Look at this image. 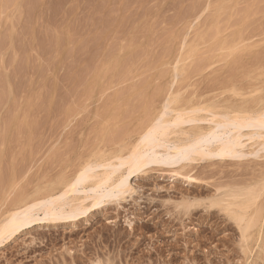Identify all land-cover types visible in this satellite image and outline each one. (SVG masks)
Wrapping results in <instances>:
<instances>
[{"label":"rangeland","instance_id":"1","mask_svg":"<svg viewBox=\"0 0 264 264\" xmlns=\"http://www.w3.org/2000/svg\"><path fill=\"white\" fill-rule=\"evenodd\" d=\"M263 105L264 0H0V264H264V127L227 124ZM164 112L172 138L235 146H147ZM145 151L196 160L152 154L120 202L78 185L108 170L118 188ZM67 185L68 204L84 199L75 217L43 200L14 232L21 197Z\"/></svg>","mask_w":264,"mask_h":264},{"label":"bare ground","instance_id":"2","mask_svg":"<svg viewBox=\"0 0 264 264\" xmlns=\"http://www.w3.org/2000/svg\"><path fill=\"white\" fill-rule=\"evenodd\" d=\"M260 10V9H259ZM218 31V30H217ZM120 58V57H119ZM112 64V63H111ZM105 67V66H104ZM107 68V67H106ZM103 69V67H102ZM99 73V72H98ZM182 73V72H181ZM95 79V78H94ZM156 79V78H155ZM255 91V90H254ZM257 91V90H256ZM259 91V90H258ZM135 92V91H134ZM258 93V92H257ZM261 94V93H260ZM140 96V95H139ZM138 96V97H139ZM242 96V95H241ZM255 96V95H254ZM263 96V95H262ZM136 97V96H135ZM134 97V98H135ZM130 98V97H129ZM257 98V97H256ZM140 99V98H138ZM132 100H133V97H132ZM136 100V99H135ZM179 100V99H178ZM135 102V101H134ZM133 102V103H134ZM180 102V101H179ZM182 102V101H181ZM258 103V102H257ZM262 103V102H261ZM140 104V103H139ZM175 104V102H174ZM178 104V102H177ZM124 105V104H123ZM176 105V104H175ZM259 105V104H258ZM257 105V106H258ZM178 106V105H177ZM176 106V108H177ZM170 107V106H169ZM172 107V106H171ZM175 107V106H174ZM261 107H264L261 106ZM229 108V107H228ZM120 109V108H119ZM253 110V109H252ZM250 111V110H241V113L238 115L237 119L234 120V121H230L228 122L227 124L229 125H235V126H241V123L245 122V126L244 127H264V108H261L260 110H256L257 112V115L255 116L254 113L255 111ZM190 113L188 112H185L184 115H189ZM160 115H162L160 118H159V121H157L156 123L157 124H153V127L152 125H150L152 128H149L150 129V132L148 134V140L146 141V145L147 146H151V147H162L164 145H170V147H175V148H182V147H178V145H184V146H187V149H184L187 153H192V154H195V155H199L201 157H205L207 156L208 154V149L210 148L211 145H215L217 146L216 147V151L215 153L216 154H220L222 153L225 149H229V148H232L234 147L235 145L233 143H229L227 145H225L223 142H222V133H217V132H214V131H206V133H202L200 134V132H198V130H194V131H190V132H187L185 130H181L180 133L182 136H185V138H172L171 136L176 134H178V132H175V131H171L172 129V126L173 125H176L174 123H172V120H168L167 119V116L168 114L164 112V114L160 113ZM170 116V115H169ZM168 116V117H169ZM180 117H183V115H179L178 120L180 119ZM189 117V116H188ZM196 117V116H195ZM194 117V118H195ZM225 117H228V120L232 119L230 118V116H225L223 115L222 116V119H224ZM123 118H127L126 116L123 117ZM191 118V116H190ZM193 118V119H194ZM170 119V118H169ZM242 119H244L245 121H243ZM158 120V118H157ZM114 121V120H113ZM181 122L182 120L180 121L179 125L177 127H180L181 125ZM155 123V121H154ZM108 126V125H106ZM107 128V127H106ZM123 128V127H122ZM182 128V127H181ZM230 131V130H229ZM118 132V131H117ZM191 133H194V134H191ZM259 133H264V131L262 130H259ZM258 134V133H257ZM116 136V135H115ZM255 136H258V135H255ZM179 137V136H178ZM222 139H221V138ZM259 137L261 138H264V135H259ZM105 138V137H104ZM173 140V141H172ZM233 141H237L238 140V137H233L232 138ZM164 144V145H162ZM177 144V145H176ZM256 144V143H255ZM141 146H144L143 143L140 144L137 149ZM259 146H262L264 148V144H259ZM183 149V148H182ZM255 149V148H253ZM260 151V150H259ZM262 151H264L262 149ZM256 152V151H255ZM258 152V151H257ZM152 154H157L156 156H154V158H152ZM158 154H161V153H154V152H149V151H145V152H141L140 155H136L135 153H133L131 155V157L129 158L128 160V173H127V176L125 178L126 182L123 183V184H118L119 187L117 188L116 186H114V178H113V175L114 173L108 170H103V171H93V170H90V171H87L86 172V176L82 177L80 179V182L78 185L80 184H87V185H95V187H97V189H101V188H104L106 189V193H103V194H99L97 195V199L100 198V196H103V195H110V196H113L114 200L117 201V202H120L122 200H124L126 198V196L128 195H132L133 192H134V188L132 187V185L129 183V177L134 173V170L139 167V166H142V165H145V160L148 159V158H152L155 163H162V164H177L176 166H178V168L180 170L186 168L187 166L191 165L192 161L196 160L195 158H181L180 156H178L176 153H166V154H161L158 156ZM255 155V154H254ZM176 158V159H175ZM147 164V163H146ZM151 164V163H149ZM259 169V168H258ZM255 170V169H254ZM176 172V174H178V171H174V173ZM257 173V172H256ZM260 177V176H259ZM187 179V178H186ZM189 179V178H188ZM261 179V178H260ZM242 181V180H241ZM257 181V179H256ZM254 182V181H253ZM231 183V182H230ZM256 183V182H255ZM254 183V184H255ZM259 183V182H258ZM257 184V183H256ZM241 185V184H240ZM244 185V184H242ZM253 185V184H252ZM258 186H260V184H257ZM256 185V186H257ZM77 185H74L73 186H70V185H67L65 186L64 188H62V186L60 188H56V189H59V192L61 190V195L60 197H54L56 196L53 191H55V186L52 185L51 189H47L45 190L44 194H43V188H38L37 192L35 193V195L33 196V198H31L32 201H30V197H29V194H28V197H26V194H25V197H21L20 198V205H24V206H28L26 207L24 210H23V215L21 217L18 218V220L14 219L12 221L13 225H12V228H14V232H17L19 231L20 229H22L24 226H26L27 224L31 223V222H28V223H25V220H29V219H32L33 217L31 216L36 210L38 207L40 206H43V200H47L45 201L47 204H48V207H51L52 205L56 204V203H59L60 202V209L61 211L65 210L67 206L70 205V213L72 214L71 217H75L76 215L74 213H77L78 209L80 210L82 208V205H84V199L81 200V198H78L76 200H74L71 204H68V202L65 200V197L67 195V193L69 192H75L77 187ZM237 186V185H236ZM249 186H251V184H249ZM255 186V187H256ZM233 187V186H232ZM262 187V185H261ZM62 188V189H61ZM111 188H115L114 190H109ZM230 188V187H229ZM228 188V189H229ZM234 188H237V187H234ZM233 188V189H234ZM240 188V187H238ZM242 188V187H241ZM254 188V187H252ZM260 188V187H259ZM228 189H226L228 191ZM231 189V188H230ZM233 189L231 190V192L233 191ZM245 189V188H244ZM78 190V189H77ZM241 189H239L238 191L240 192ZM243 190V189H242ZM253 190V189H252ZM256 190V189H255ZM259 190V189H258ZM256 190V191H258ZM49 191V192H48ZM246 191V190H245ZM254 191V190H253ZM261 191V190H260ZM48 192V193H47ZM58 192V193H59ZM236 189H235V193H236ZM238 192V193H239ZM226 193L228 194V192H224V197L226 196ZM234 193V191H233ZM242 193V192H240ZM248 193V192H247ZM48 194V195H47ZM223 194V193H222ZM243 194V193H242ZM256 194V192H255ZM259 194V193H258ZM263 195V193H261ZM47 195V196H45ZM233 195V194H232ZM236 194H234L235 196ZM241 195V194H239ZM246 195V194H245ZM248 195V194H247ZM229 196H230V193H229ZM244 196V195H243ZM242 196V197H243ZM218 197V196H217ZM222 197V196H221ZM249 196H247L248 198ZM250 197H253L250 196ZM256 197V195H255ZM254 197V199H255ZM223 198V197H222ZM238 198V197H237ZM226 199V198H225ZM228 199V198H227ZM235 198L232 197L231 200H234ZM249 199V198H248ZM241 201V199H238ZM237 200V201H238ZM260 200V199H259ZM235 201V200H234ZM230 202V201H229ZM243 202V201H242ZM250 202V201H249ZM257 202V201H256ZM239 203V202H238ZM248 203V202H247ZM223 204V203H222ZM221 204V205H222ZM225 204V203H224ZM223 204V205H224ZM232 204V202H231ZM245 204V203H244ZM250 204V203H249ZM216 205V204H215ZM220 205V204H219ZM236 205V204H235ZM253 205V204H251ZM258 205V204H257ZM230 206V205H228ZM238 206V205H237ZM245 206V205H244ZM248 206V205H247ZM264 206V204H263ZM262 206V207H263ZM189 207V206H188ZM260 207V206H257V208ZM47 208V207H46ZM227 208V207H226ZM242 208V207H241ZM253 208H255L253 206ZM228 209V208H227ZM233 209V208H232ZM243 209V208H242ZM263 209V208H262ZM252 210V209H250ZM68 211V210H67ZM235 211V210H234ZM250 212V211H249ZM257 212V211H256ZM255 212V213H256ZM263 213V211H261ZM231 213V212H230ZM247 214V213H246ZM259 214H260V211H259ZM228 215H230L228 213ZM263 215V214H262ZM231 216V215H230ZM235 216V215H234ZM245 216V215H243ZM246 217V216H245ZM244 217V218H245ZM257 217V216H256ZM261 217V216H260ZM264 217V216H263ZM232 218V217H231ZM255 218V217H254ZM236 219V217H235ZM234 219V220H235ZM253 220V219H252ZM251 220V221H252ZM262 220V219H261ZM256 221H258L256 219ZM260 221V220H259ZM264 222V219L262 220ZM240 222V221H239ZM261 223V221H260ZM241 224V223H240ZM249 224V223H248ZM262 224V223H261ZM251 225V224H250ZM253 225V224H252ZM245 226V225H244ZM254 226V225H253ZM255 226H256V223H255ZM240 227V226H239ZM247 228H249V225L242 228V231L244 232ZM241 229V228H240ZM250 230V229H249ZM241 231V230H240ZM254 230H252L253 232ZM257 231V230H256ZM242 233V232H241ZM245 233V232H244ZM256 235V234H255ZM260 235V234H259ZM245 239V238H244ZM255 239V238H254ZM260 239V238H259ZM261 258V257H260Z\"/></svg>","mask_w":264,"mask_h":264}]
</instances>
